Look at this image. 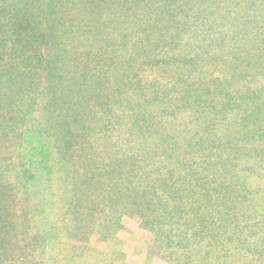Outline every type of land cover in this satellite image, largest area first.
<instances>
[{
  "label": "trees",
  "instance_id": "16d2710c",
  "mask_svg": "<svg viewBox=\"0 0 264 264\" xmlns=\"http://www.w3.org/2000/svg\"><path fill=\"white\" fill-rule=\"evenodd\" d=\"M126 212L264 264V0H0V264L114 254Z\"/></svg>",
  "mask_w": 264,
  "mask_h": 264
},
{
  "label": "rangeland",
  "instance_id": "374dc122",
  "mask_svg": "<svg viewBox=\"0 0 264 264\" xmlns=\"http://www.w3.org/2000/svg\"><path fill=\"white\" fill-rule=\"evenodd\" d=\"M123 219L125 229L116 235L119 241L116 245L118 252L111 253L108 243L97 230L89 242V246L96 250L94 255L97 257L84 256L72 264H172L159 254L160 249L151 234L141 228L135 213L126 212Z\"/></svg>",
  "mask_w": 264,
  "mask_h": 264
}]
</instances>
